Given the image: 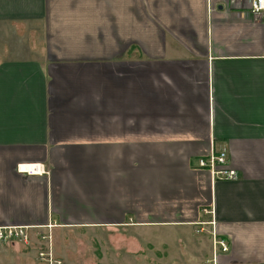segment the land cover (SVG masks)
I'll list each match as a JSON object with an SVG mask.
<instances>
[{
  "label": "crops",
  "instance_id": "crops-1",
  "mask_svg": "<svg viewBox=\"0 0 264 264\" xmlns=\"http://www.w3.org/2000/svg\"><path fill=\"white\" fill-rule=\"evenodd\" d=\"M18 23L0 226L29 241L0 264H264V22L244 0H0ZM211 151L235 180L198 166Z\"/></svg>",
  "mask_w": 264,
  "mask_h": 264
},
{
  "label": "built area",
  "instance_id": "built-area-1",
  "mask_svg": "<svg viewBox=\"0 0 264 264\" xmlns=\"http://www.w3.org/2000/svg\"><path fill=\"white\" fill-rule=\"evenodd\" d=\"M244 2L250 13L255 18L264 22V0H244ZM225 165L226 157L223 151H211L207 158L198 161L199 167L209 169L216 178L222 180H235L237 178L235 171L227 168ZM28 229L29 227L27 226H0V241H21L27 243L29 241ZM37 236L42 240L49 237V235H41L40 233H37ZM212 237H215V234L212 233ZM215 244L220 248L221 253H226L228 251L227 245L223 241L217 239L215 240ZM39 255L40 257L45 256L42 252Z\"/></svg>",
  "mask_w": 264,
  "mask_h": 264
},
{
  "label": "rangeland",
  "instance_id": "rangeland-1",
  "mask_svg": "<svg viewBox=\"0 0 264 264\" xmlns=\"http://www.w3.org/2000/svg\"><path fill=\"white\" fill-rule=\"evenodd\" d=\"M22 24H25V23H18V24H13V25L0 24V30H1V26L4 27L3 31L2 32L0 31V58L6 57L7 54H9L10 52L13 51L12 50L13 48H10V46H9V45H11V42H18L19 40L22 39L23 34L24 35L26 34L25 27L21 26ZM18 25H20V26H18ZM10 27L12 30H10V33H9L8 28H10ZM11 38L13 40H11L10 42L7 41L8 39H11ZM19 54H21V53H18L17 55H19ZM105 71H107V70H105ZM40 240H42V239H40ZM44 240H47L49 247H51V245H52V248H54L55 244H54V241H53V238L51 237V235H49V237L47 239H44ZM68 244H70L72 247L71 251H75V247H73V246L76 245L77 247H79L80 241L71 240V241H68ZM39 245H41L43 247L44 243L39 242ZM63 247H64L63 241H61V243H59L58 246H56V248L59 250H63ZM47 248H48V246H47ZM78 250H79V248H78ZM52 260H53V263H55V264L59 263L55 259H52Z\"/></svg>",
  "mask_w": 264,
  "mask_h": 264
},
{
  "label": "bare ground",
  "instance_id": "bare-ground-1",
  "mask_svg": "<svg viewBox=\"0 0 264 264\" xmlns=\"http://www.w3.org/2000/svg\"><path fill=\"white\" fill-rule=\"evenodd\" d=\"M33 171H35V170H33Z\"/></svg>",
  "mask_w": 264,
  "mask_h": 264
}]
</instances>
